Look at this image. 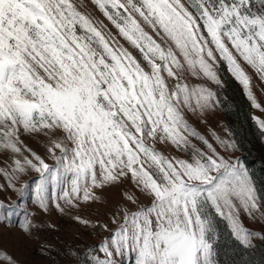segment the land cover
<instances>
[{
  "label": "snow or ice",
  "instance_id": "snow-or-ice-1",
  "mask_svg": "<svg viewBox=\"0 0 264 264\" xmlns=\"http://www.w3.org/2000/svg\"><path fill=\"white\" fill-rule=\"evenodd\" d=\"M221 60L259 108L241 60L264 80V0H0V225L22 216L25 238L40 231L23 207L31 173L33 203L61 215L128 179L134 207L99 225L108 235L85 249L41 244L51 264H225L218 219L240 248L264 245V225L242 221H264V190L233 155L240 146L215 135L219 151L187 118L220 103L208 82L223 87ZM25 134L45 138V156ZM0 264L20 262L0 248ZM231 264L254 262L237 252Z\"/></svg>",
  "mask_w": 264,
  "mask_h": 264
},
{
  "label": "rangeland",
  "instance_id": "rangeland-1",
  "mask_svg": "<svg viewBox=\"0 0 264 264\" xmlns=\"http://www.w3.org/2000/svg\"><path fill=\"white\" fill-rule=\"evenodd\" d=\"M95 15L104 19L99 12H96ZM104 23L108 24V27L111 28L114 34L116 33L117 30L112 27L106 19H104ZM120 43L124 44L126 47L129 46L123 39L120 40ZM130 51H133V53L139 58V54L135 49L130 48ZM241 63L247 74L251 77V90L256 103H258L260 107L257 108L254 106L253 101L247 95V90L231 74L227 63L221 60L216 65V70L221 78L223 87H218L212 82H208V86L212 87V89L217 92L220 103L217 104L215 108L209 109L202 115L197 114L193 116L189 114L187 117L190 123H192L193 126L214 145H217L215 135H219L222 138L231 137L238 143L232 130V128H235V125H237V122H235V119L233 118L237 106L235 105V100L230 97L235 91L232 88L233 83L236 86L238 85L241 95H236L234 97H237V100L241 97L248 103V112L255 127H259L255 118L264 119V80H262L255 70L246 62L241 60ZM188 82L197 83L198 81H196L195 78H192ZM222 102L227 103L225 105L227 106L226 108ZM243 126L245 128V124H243ZM259 132L260 134L258 133L256 137L257 141L253 138L251 143L256 144L258 147L261 146L264 151V130L260 129ZM21 139L27 146L31 147L42 156L46 155L45 146L47 141L43 136H29L25 134ZM190 139H192V142L196 144L197 147L206 150V146L199 140L195 138ZM217 147L219 151L223 152L222 148H219L218 145ZM156 148L163 151V153L169 157H176L177 159L189 158V153L181 152L179 149H176L175 146L169 147L157 143ZM242 148L244 152L246 151L247 153H250L247 149L245 150V146H242ZM248 148H250V151H253L255 155L262 153L261 151H258V148L251 144H248ZM243 150L240 146L239 149L233 153V155L240 158L242 162V155L244 154ZM48 162L53 163L51 159H48ZM34 175V173H31L23 178L25 181H28L29 184L28 194L24 198L23 207L27 208L29 212L35 214L34 222L42 225L40 231L34 233L35 238L33 239L25 238L19 228L15 226L19 224L20 220L23 218L22 216L14 218V225L8 227L0 225V248L6 249L14 255L20 264H51L40 250L41 244L45 242L55 245L58 249H85L88 246L96 244L103 237L108 235V233L103 231L99 225L108 224L109 227H114V225L110 223L113 215L119 213L124 206H127L128 208L134 207V205L127 200V197L130 195L139 196V193L134 187V183L125 179L115 185L105 186L102 190L99 188L94 189V192H96V200L94 202H81L79 209H66V214L64 215L59 214L54 208L49 213H44L39 209L38 205L33 203L32 188H34V180L32 177ZM4 182V177H0V183ZM4 195V193H0V198H3ZM7 196L11 200L17 199V193L14 192L7 193ZM138 203L144 204L147 203V200L140 196ZM76 215L89 220L90 224L85 226L76 222L73 219ZM242 221L245 226L252 230H258L264 225V221H254L244 215H242ZM258 241L259 239H256L254 242Z\"/></svg>",
  "mask_w": 264,
  "mask_h": 264
},
{
  "label": "trees",
  "instance_id": "trees-1",
  "mask_svg": "<svg viewBox=\"0 0 264 264\" xmlns=\"http://www.w3.org/2000/svg\"><path fill=\"white\" fill-rule=\"evenodd\" d=\"M232 88L235 91L234 94L230 97L235 100V105L237 106V109H235L236 112L233 115V118L235 119V122H237V125H235V128H232V130L239 145L241 146V149L243 150L242 146H245V150L247 149L250 152L247 153L243 150L244 154L242 155V160L245 165L254 173L258 186L262 190H264V151L261 146L258 147L256 144L251 143V141H253V138H255L254 140L257 141L256 137L258 133L260 134V128H256L254 123L252 122L253 120L251 119L250 114L248 112V103L245 102V100H243L241 97L239 100L236 99L237 97H234L236 95L241 96L240 88L238 87V85L236 86L233 83ZM222 103L226 108L227 106L225 105L227 103ZM243 124H245V128ZM248 144L255 146L256 148H258V151H261L262 153L259 155H255L253 151H250V148H248ZM217 227L221 237L219 254L221 260L224 261L225 264H231V260L237 252L241 253L245 259H249V257H251L254 264H260L261 258L264 257V245L260 244V240L258 242H255L257 248L253 252L249 253L248 251L240 248V246L235 242L234 238L230 234L227 223L225 221H223L222 219H218Z\"/></svg>",
  "mask_w": 264,
  "mask_h": 264
}]
</instances>
